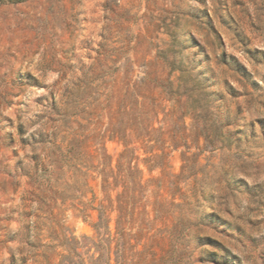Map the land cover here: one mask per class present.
I'll list each match as a JSON object with an SVG mask.
<instances>
[{
    "label": "rangeland",
    "instance_id": "374dc122",
    "mask_svg": "<svg viewBox=\"0 0 264 264\" xmlns=\"http://www.w3.org/2000/svg\"><path fill=\"white\" fill-rule=\"evenodd\" d=\"M176 20V31L184 33L187 45L184 62L202 58L196 44L208 54L198 65L206 75L213 74L211 88L218 95L212 99L223 96L219 114L230 136L226 147L214 151L203 150L202 139L199 149L190 145V152L199 153L197 173L179 186L193 209L172 211L166 224L172 226L178 217L184 224L183 217L194 220L214 209L226 227L223 232L203 228L202 235L230 251L229 264H264V0H0V264H57L58 254L66 253L56 240L53 217L38 208L33 181L25 175L33 170L32 153L40 155L43 168L37 172H44L43 182L49 178L54 183L59 177L61 187L72 184L73 170L59 158L57 148L64 156L85 136L102 129L104 94L113 77L122 74L117 64L107 61L108 82L103 83L97 77L106 67L100 54L115 58L116 49L125 47L138 78L143 61L153 59L168 43L166 25ZM221 54L233 57L243 69L221 63ZM184 121L189 129V116ZM172 127L165 124L164 130ZM29 136L40 142H23ZM90 138L83 145L93 153ZM104 146L115 165L123 143L105 139ZM131 146L143 180L149 183L150 210L156 193L171 198L150 180L166 181L164 174H179L186 148L166 143L167 167L158 168L145 161L149 153L140 143ZM89 184L100 195L99 178ZM66 214L65 225L76 234L93 235L88 223L71 210ZM95 216L91 212V220ZM153 218L150 212L133 223L134 231L141 219L144 223L138 249L152 250L159 264H172L165 224ZM198 255L194 252L185 262L217 264L198 261Z\"/></svg>",
    "mask_w": 264,
    "mask_h": 264
},
{
    "label": "trees",
    "instance_id": "16d2710c",
    "mask_svg": "<svg viewBox=\"0 0 264 264\" xmlns=\"http://www.w3.org/2000/svg\"><path fill=\"white\" fill-rule=\"evenodd\" d=\"M177 29H180L177 20L166 25L168 43L156 50L153 59L143 61V75L138 78H135L133 61L125 47L116 49L115 58L109 53L100 54L99 59L106 67L97 77L103 83L108 82L105 79L110 68L107 61L117 64L116 69L122 74L113 77L108 93L104 94L106 111L102 115L105 120L102 129L85 136L80 145L67 150L64 156L57 148L59 158L64 157L68 169L73 170L72 184L65 183L61 187L59 177L55 178L54 183H50L49 178L43 182L44 172H37V168H43L40 155L32 153L33 170L25 175L33 181V196L38 208L48 211L53 217L58 231L56 240L61 247H65L66 253L58 254L57 264H159L152 250L144 246L138 249L141 244L138 236L144 227L142 219L148 217L150 212L154 214L153 220L165 224L170 241V250L167 252L172 264H187L186 257L191 258L194 252L199 254L198 261L229 264L230 251L216 239L201 233L203 228L224 231L226 221L216 210L201 212L194 220L183 217L184 224L180 217L176 218L172 226L166 224L172 211L180 212L187 207L191 213L193 209L179 186L180 182L195 177L197 173L199 153L190 152V145L199 149V140L202 139L203 150L209 147L210 151H214L226 147L225 141L230 136L228 123L224 115L219 114L223 96L219 95V100L212 99V96L218 95L211 88L213 74L210 71L206 75L198 65L200 60H208V54L204 53L200 44H196L202 58H193L185 63L182 52L187 49V45L182 38L184 33L179 35ZM219 60L236 66L238 70L243 69L233 57L227 59L225 54H221ZM186 116L191 119L189 129L184 121ZM165 124H171L172 129L164 130ZM88 136L91 137L93 153L83 145ZM33 138H23V142ZM105 139H117L123 143L115 165L105 149ZM37 142L40 141L33 139L30 143ZM132 142L140 143L141 148L144 147L145 152L149 153L145 161L154 162L152 167L158 168L167 167L165 159L168 154L164 151L166 143L175 149L181 146L186 148L181 156L183 164L179 174H164L166 181L160 178L150 180L157 182V189L171 196L167 200L162 193H156L150 210L147 209L150 204L146 202L149 183L144 182L141 170L135 163L138 155L136 148L131 146ZM58 165L57 168L61 169V165ZM97 178L100 195H96L89 184ZM192 189V196L196 197L195 185ZM176 196L181 201H177ZM67 210L90 225L93 230L91 237L78 235L74 228L65 225ZM91 212L96 214L92 220ZM138 216L142 218L141 223L134 231L133 223ZM86 246L83 252L78 251ZM202 246H211L214 250H206Z\"/></svg>",
    "mask_w": 264,
    "mask_h": 264
}]
</instances>
